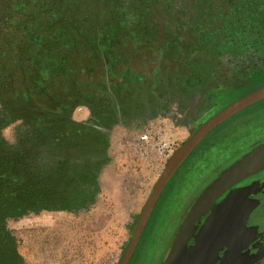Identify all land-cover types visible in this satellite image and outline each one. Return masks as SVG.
<instances>
[{
    "label": "rangeland",
    "instance_id": "rangeland-1",
    "mask_svg": "<svg viewBox=\"0 0 264 264\" xmlns=\"http://www.w3.org/2000/svg\"><path fill=\"white\" fill-rule=\"evenodd\" d=\"M159 42L158 36L148 48L140 42L142 48L139 45L135 53L118 52L116 59H109L110 65H105L111 70L109 75L98 71L103 67L102 61L93 59L81 77L88 83V91L75 90L74 85L64 87L62 97L71 98L64 104H58L60 99L53 91L48 94L45 104L55 106L60 119L82 129L78 139L65 137L61 151L68 166L75 164L81 171V182L75 198L68 199L63 208L29 212L6 220L22 258L19 264H120L150 194L171 157L159 161V137L171 141L177 149L222 108L264 86V78L259 80L264 74L240 77L229 85L221 68L211 71L212 76L199 69L191 70L187 66L195 62L193 56L163 55ZM99 85L103 89H94ZM79 105L87 108L78 111ZM0 116L5 120L0 133L2 141L19 146L31 129L1 101ZM147 129L156 135L153 134L148 153L142 156L139 137ZM263 146L264 100L219 125L197 146L182 164V177L176 176L167 185L168 198L159 209L156 228L159 252L172 238L188 194L191 197L201 183L205 184L192 195L196 203L217 178ZM33 147L36 153L54 160V152L47 143H35ZM89 168L93 178L87 176ZM255 174L256 171L236 182V190L229 187L222 193L228 191L226 200L244 197L237 198L238 213L231 221L227 220L229 213L226 215L202 261L218 259L217 252L224 243L233 246L251 235L248 230L236 234L235 229L253 205L247 193L251 194V187L244 186L253 181ZM175 180L182 183L177 185ZM183 196L185 199L180 201L178 198ZM223 203L214 208L206 229L219 215ZM157 235L146 247L150 254L154 252ZM199 243L200 240L184 251L185 262L193 257ZM169 247L164 254L173 259L178 247Z\"/></svg>",
    "mask_w": 264,
    "mask_h": 264
},
{
    "label": "trees",
    "instance_id": "trees-1",
    "mask_svg": "<svg viewBox=\"0 0 264 264\" xmlns=\"http://www.w3.org/2000/svg\"><path fill=\"white\" fill-rule=\"evenodd\" d=\"M158 36L163 55L189 54L187 67L207 76L221 68L229 85L264 74V0H0V101L31 129L19 146L0 136V264L22 262L6 220L63 208L81 182L61 151L82 129L45 104L48 94L64 104V87L88 91L81 77L93 59L109 75L115 54ZM4 125L0 116V133ZM35 143H47L54 160Z\"/></svg>",
    "mask_w": 264,
    "mask_h": 264
},
{
    "label": "flooded vegetation",
    "instance_id": "flooded-vegetation-1",
    "mask_svg": "<svg viewBox=\"0 0 264 264\" xmlns=\"http://www.w3.org/2000/svg\"><path fill=\"white\" fill-rule=\"evenodd\" d=\"M180 168L173 176V178H176V176L178 175L182 177L183 175L181 172L182 166ZM254 177L255 178H253V181L251 183L246 184L244 186V188L251 187L250 189L251 194L249 192L247 193L249 194L248 196L251 202H253V205L251 209H249L248 212L246 213L245 215L246 217H244L245 219L242 220L239 223L238 228L235 229L236 234H238V232H243L244 230H248L251 234L249 238L244 239L243 241L240 240L238 243H236V245L233 246L229 245L228 243H224L221 247H219V251L217 252L218 259H214L209 262L202 261V258L205 255L206 251L209 250V248L212 246L216 238V232L219 230L220 226L224 224L223 221L226 215H228L229 213L230 216L227 220L231 221V218H233V216H235L238 213L237 198L240 199V197L242 196L244 197V195H241L240 197L238 196L232 197L226 200L228 198L227 197L228 191L222 195L219 194L211 201H209L204 208H202L201 210L199 209L195 215H191L193 211V207L196 204L194 201L195 199L192 201V195L199 189V187L202 186L203 188L205 184L203 185V183H201L200 186L192 193L191 197H190V193L188 194L189 196L187 198L188 202L186 204L184 203L181 206V208L182 207L185 208L183 209V211L179 216V219L177 220V224L175 228L176 230L174 231L172 238L169 237L168 243L166 244L167 247L164 245L166 249L165 247H163V249L161 248L159 252V247L161 246L160 244L157 245L159 242V232L156 231V228L157 225L159 224V209L161 208L163 201H165V199L168 198L165 195L166 192L169 191L170 187L166 186L160 199L156 203L150 215V218L143 230V233L140 237L137 247L131 256L129 264H264V168H260L256 170V174L254 175ZM179 181L175 180V183H177L178 185L180 184ZM180 182L182 183V180ZM231 187H232L231 191H233L236 190V187L238 186H236L235 184L234 186ZM201 193L202 192H200L199 195ZM183 197H180L178 199L180 201H183L185 199V197L184 198ZM191 201L192 203L189 205ZM222 203L224 204V206H222L219 215L216 217V219H214V221H212L208 229H206L209 224V220H208L210 218L209 216L212 217V213H214L213 211L214 208L215 209L218 208L220 205H222ZM183 222H184L183 229L179 230L180 225ZM216 224L217 227L215 229L213 238H211L208 245H203L204 239ZM193 231L194 234L193 236H191ZM155 232L158 234L157 243L153 244L154 252H151L150 254V252L146 251V247L149 246V240L155 238L156 236ZM170 239L172 240V242ZM199 240L200 243L198 245V248L196 249V252H194L193 257L185 262V259L183 258L184 251L187 248L191 249L192 246H194ZM169 241L171 243H169ZM174 246L178 247L176 254L174 255L173 259H167L168 255L165 256L164 254L165 250H167L168 247L170 250ZM169 250L168 252H170ZM160 253L161 255L159 256ZM176 255H178V257L176 260H174ZM157 256H159V258L155 259ZM226 256H228V258H225ZM251 257L253 259H249Z\"/></svg>",
    "mask_w": 264,
    "mask_h": 264
},
{
    "label": "water",
    "instance_id": "water-1",
    "mask_svg": "<svg viewBox=\"0 0 264 264\" xmlns=\"http://www.w3.org/2000/svg\"><path fill=\"white\" fill-rule=\"evenodd\" d=\"M264 100V86L257 88L244 96L234 100L206 122L202 123L199 128L179 147L177 148L169 158L163 173L157 180L155 187L153 188L148 202L146 203L142 214L138 220V223L133 232L132 239L125 251L123 259L120 264H129L131 256L135 251L143 230L150 218V215L160 199L164 189L169 181L176 174L182 164L188 159L197 146L219 125L244 111L248 107L257 104ZM264 146L258 149L256 152L249 154L245 159L235 164L227 172L223 173L217 178L206 190L200 195L191 215H195L196 212L205 207V205L213 198L222 194L226 189L233 184L241 180L246 175L264 167ZM218 224V223H217ZM217 224L213 227L210 233L203 241V245H208L211 238H213ZM178 255H176V260Z\"/></svg>",
    "mask_w": 264,
    "mask_h": 264
},
{
    "label": "built area",
    "instance_id": "built-area-1",
    "mask_svg": "<svg viewBox=\"0 0 264 264\" xmlns=\"http://www.w3.org/2000/svg\"><path fill=\"white\" fill-rule=\"evenodd\" d=\"M86 109L84 105H79L77 107L78 111H83ZM153 134H155L154 131L147 129L143 134L140 135L139 137V142H140V152L141 155H146L149 151V148L152 146L154 139H153ZM156 135V134H155ZM159 161L162 162L164 159L167 157H170L172 153L176 150L175 146L172 145V142L167 140V139H161L159 137Z\"/></svg>",
    "mask_w": 264,
    "mask_h": 264
}]
</instances>
